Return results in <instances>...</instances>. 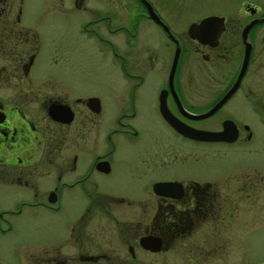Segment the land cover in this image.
Segmentation results:
<instances>
[{
    "label": "flooded vegetation",
    "instance_id": "1",
    "mask_svg": "<svg viewBox=\"0 0 264 264\" xmlns=\"http://www.w3.org/2000/svg\"><path fill=\"white\" fill-rule=\"evenodd\" d=\"M148 1L168 30L141 0H0V233L56 225L25 264H264L225 227L253 217L227 199L264 219V10L179 29Z\"/></svg>",
    "mask_w": 264,
    "mask_h": 264
},
{
    "label": "rangeland",
    "instance_id": "2",
    "mask_svg": "<svg viewBox=\"0 0 264 264\" xmlns=\"http://www.w3.org/2000/svg\"><path fill=\"white\" fill-rule=\"evenodd\" d=\"M162 5L172 4L176 6V20L178 28L181 27L186 29L188 23L201 15L207 13H213L218 11L222 14H237L242 10L246 4L260 6L264 10V0H161ZM96 63H88L86 61L83 63L82 67H98L99 61L95 60ZM98 62V64H97ZM61 63L58 57H53L50 60L51 67L57 68ZM99 70L95 72L91 77H99ZM250 156L246 158L239 157L234 151H229L226 153L224 158V164L226 169L238 168L241 165H246L250 163ZM229 187H227V190ZM231 195H234L233 189H229ZM228 193V195H230ZM226 216L230 215L231 212L239 211L242 213H253V217H246V219L241 220L240 226L236 221L226 219V229H238V232L245 234L249 232L251 235L247 243L251 244L255 249L257 256L264 253V219L255 215L256 209L250 203H244L240 201L228 200L225 204ZM235 208V209H234ZM44 213L35 214V219L24 218L25 222L20 221L19 224L15 226L12 231L0 233V264H25L27 257V244L37 241L40 235H31L33 232L32 228H45L47 226L55 227L56 225L52 222L48 223L47 216ZM244 218V217H243ZM49 224V225H48ZM30 229L29 232H26ZM229 232V231H228Z\"/></svg>",
    "mask_w": 264,
    "mask_h": 264
},
{
    "label": "water",
    "instance_id": "3",
    "mask_svg": "<svg viewBox=\"0 0 264 264\" xmlns=\"http://www.w3.org/2000/svg\"><path fill=\"white\" fill-rule=\"evenodd\" d=\"M141 1L146 5L147 10H148L150 16H151L154 20H156V21H158V22H160V23L162 24V22H161L159 16H158V15L156 14V12L153 10V8H152L150 2H149L148 0H141ZM221 18H223V16H218V15H207V16L203 17V18L200 20L199 23H192V24H190V26H189V28H188V32L192 34V31H193V30L200 29V28L206 26L208 23L214 21L215 19H221ZM254 22H255V21H250V22L245 26V30L248 29V28H249ZM162 25H163V27H165V29L168 30V28H167V26H166L165 24H162ZM176 54H177V53H175V58H174V60L176 59ZM246 57H247V54L245 55V58H244V61H243V66H242V68H243L244 65L246 64ZM204 133H207V132H204ZM190 134H192V132H190ZM200 137H202V136H200ZM203 138H213V136H208V137L205 136V137H203ZM141 243L144 244L145 246H150L149 238L146 237V236L143 237V238L141 239Z\"/></svg>",
    "mask_w": 264,
    "mask_h": 264
}]
</instances>
